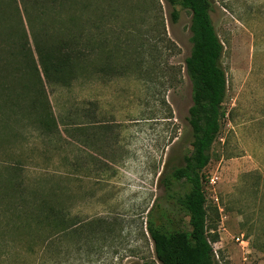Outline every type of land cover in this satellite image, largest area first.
Masks as SVG:
<instances>
[{
	"label": "rangeland",
	"instance_id": "rangeland-1",
	"mask_svg": "<svg viewBox=\"0 0 264 264\" xmlns=\"http://www.w3.org/2000/svg\"><path fill=\"white\" fill-rule=\"evenodd\" d=\"M89 1L87 71L65 86L37 85L35 110L29 95L12 96L31 86L22 74L0 101V182L57 189L52 204L75 232L30 250V229L0 220V264H159L150 210L188 230L175 201L184 187L173 184L170 200L163 180L192 141L190 13L161 0ZM210 2L227 92L202 172L207 227L217 264H264V0Z\"/></svg>",
	"mask_w": 264,
	"mask_h": 264
},
{
	"label": "trees",
	"instance_id": "trees-1",
	"mask_svg": "<svg viewBox=\"0 0 264 264\" xmlns=\"http://www.w3.org/2000/svg\"><path fill=\"white\" fill-rule=\"evenodd\" d=\"M161 1L191 16V50L185 60V73L191 84L192 105L187 122L192 141L183 166L163 180L170 200L173 184L183 185V193L175 201L187 220L188 230L175 226L168 211L158 210L152 215L154 209L148 213L146 229L159 264H217L212 246L217 235H210L207 227L202 172L211 161L212 147L224 120L222 105L227 85L221 67L223 46L210 18V0ZM89 12V0H0V101L9 100L8 84L21 82L22 74L29 77L31 86H22L24 89L12 96L29 95L35 110L40 98L37 85L44 81L49 86H65L86 72L91 35L88 26L92 25ZM103 17L102 12L98 19ZM171 18L176 21L177 13L173 12ZM39 123L45 125L46 117H39ZM0 183V220L15 229H30L24 236L30 250L37 244L49 251L62 234H74L75 225L50 199L57 196V189L35 188L12 179Z\"/></svg>",
	"mask_w": 264,
	"mask_h": 264
},
{
	"label": "built area",
	"instance_id": "built-area-1",
	"mask_svg": "<svg viewBox=\"0 0 264 264\" xmlns=\"http://www.w3.org/2000/svg\"><path fill=\"white\" fill-rule=\"evenodd\" d=\"M237 240L239 241V239H237ZM240 243H242V244H243L244 242H243V241H240Z\"/></svg>",
	"mask_w": 264,
	"mask_h": 264
}]
</instances>
